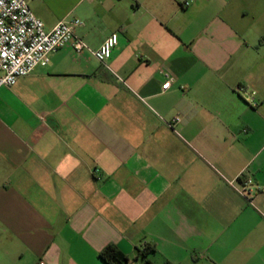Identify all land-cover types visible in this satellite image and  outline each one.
Here are the masks:
<instances>
[{
    "label": "crops",
    "instance_id": "obj_1",
    "mask_svg": "<svg viewBox=\"0 0 264 264\" xmlns=\"http://www.w3.org/2000/svg\"><path fill=\"white\" fill-rule=\"evenodd\" d=\"M29 5L119 42L0 88V264H264V0Z\"/></svg>",
    "mask_w": 264,
    "mask_h": 264
},
{
    "label": "built area",
    "instance_id": "obj_2",
    "mask_svg": "<svg viewBox=\"0 0 264 264\" xmlns=\"http://www.w3.org/2000/svg\"><path fill=\"white\" fill-rule=\"evenodd\" d=\"M185 5L188 6L189 2ZM81 25L80 19L61 20L47 31L44 22L32 11L29 0H0V88L12 87L38 67H46L51 54L66 46H71L79 54L88 49L99 62L105 64L119 42L118 34L112 33L100 48L91 50L76 34ZM170 85L169 79L163 89H168ZM179 121L176 118L173 123ZM253 185V180L248 178L237 189L247 196ZM38 264L46 263L41 261Z\"/></svg>",
    "mask_w": 264,
    "mask_h": 264
},
{
    "label": "trees",
    "instance_id": "obj_3",
    "mask_svg": "<svg viewBox=\"0 0 264 264\" xmlns=\"http://www.w3.org/2000/svg\"><path fill=\"white\" fill-rule=\"evenodd\" d=\"M154 247H148V250H139V255H143L144 257L147 255V252H154ZM100 257L107 264H125L127 261V257L115 246L108 245L101 253Z\"/></svg>",
    "mask_w": 264,
    "mask_h": 264
},
{
    "label": "snow or ice",
    "instance_id": "obj_4",
    "mask_svg": "<svg viewBox=\"0 0 264 264\" xmlns=\"http://www.w3.org/2000/svg\"><path fill=\"white\" fill-rule=\"evenodd\" d=\"M165 87H168V85H165Z\"/></svg>",
    "mask_w": 264,
    "mask_h": 264
}]
</instances>
